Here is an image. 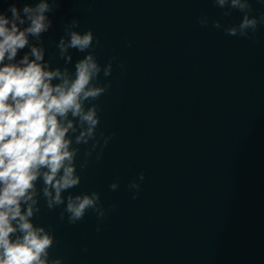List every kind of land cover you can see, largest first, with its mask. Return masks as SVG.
<instances>
[{
	"label": "water",
	"instance_id": "obj_1",
	"mask_svg": "<svg viewBox=\"0 0 264 264\" xmlns=\"http://www.w3.org/2000/svg\"><path fill=\"white\" fill-rule=\"evenodd\" d=\"M12 2L0 0V11ZM250 4L253 15L264 12L258 0ZM50 15L42 35L50 63L63 65L55 45L73 18L92 29L97 61L112 60L110 76L100 74L109 87L93 103L99 130L114 133L72 189L99 193L102 219L89 210L70 224L63 206L41 201L33 223L51 227L50 256L64 264H264V25L247 38L201 27V15L240 20L212 0H57ZM141 172L132 199L127 186Z\"/></svg>",
	"mask_w": 264,
	"mask_h": 264
},
{
	"label": "clouds",
	"instance_id": "obj_2",
	"mask_svg": "<svg viewBox=\"0 0 264 264\" xmlns=\"http://www.w3.org/2000/svg\"><path fill=\"white\" fill-rule=\"evenodd\" d=\"M212 4L224 16L239 11L240 20L222 25L201 15V27L210 22L229 36L247 38L264 25V12L253 15L250 0ZM56 7L57 0L19 6L14 0L0 11V264H64L61 256L49 254L51 227L33 223L41 201L48 210L63 206L60 218L66 216L70 224L89 210L98 220L106 212L99 193L72 189L80 184L89 158L99 161L114 135L99 130V109L93 103L109 87L100 74L110 76L112 60L103 66L97 61L98 40L92 29L81 31L76 18L64 25L55 45L63 65L45 59L42 35L52 26L50 14ZM70 49L83 55L73 60ZM143 180L141 172L129 182L132 199ZM118 186L115 181L108 185L110 190Z\"/></svg>",
	"mask_w": 264,
	"mask_h": 264
}]
</instances>
